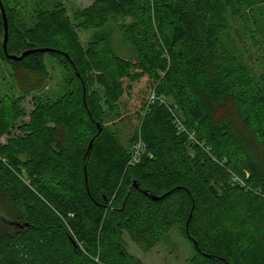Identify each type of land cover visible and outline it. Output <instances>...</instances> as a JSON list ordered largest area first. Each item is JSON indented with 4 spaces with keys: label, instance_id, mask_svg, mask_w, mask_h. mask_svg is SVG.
Returning a JSON list of instances; mask_svg holds the SVG:
<instances>
[{
    "label": "trees",
    "instance_id": "trees-1",
    "mask_svg": "<svg viewBox=\"0 0 264 264\" xmlns=\"http://www.w3.org/2000/svg\"><path fill=\"white\" fill-rule=\"evenodd\" d=\"M1 2L8 53H29L7 56L0 7V61L20 93L0 97V264H145L126 237L149 252L174 229L189 264H264V70L225 37L224 12L244 17L251 0H94L73 17L96 31L86 46L65 0H37L29 24L19 0ZM46 55L67 90L27 111ZM133 95L125 144L105 123Z\"/></svg>",
    "mask_w": 264,
    "mask_h": 264
},
{
    "label": "rangeland",
    "instance_id": "rangeland-1",
    "mask_svg": "<svg viewBox=\"0 0 264 264\" xmlns=\"http://www.w3.org/2000/svg\"><path fill=\"white\" fill-rule=\"evenodd\" d=\"M36 1L19 0L21 16L28 24L31 22L30 17L33 14ZM46 1L54 2L55 0ZM93 1L65 0L68 13L72 17L73 24L85 46L92 40L96 31L81 28L78 25V20L73 17L80 8L88 6ZM216 2L221 7L223 0H216ZM251 2L254 3V8L244 17H234L229 11L224 12L227 17L228 26L225 37L247 66L256 74H260L264 70V0H251ZM249 32L255 33L257 38L252 39ZM111 46L115 52L121 55L131 56L133 54L131 48L123 41L119 32L115 29H113L111 34ZM45 63V71L35 77L38 89L30 93L24 101L27 111L33 108L35 102L34 96L44 101H50L57 99L67 90L64 69L55 59L47 55ZM19 94L12 69L8 64L0 61V97L5 95L16 96ZM136 98V95L125 97L122 100L123 105L121 104L124 110L123 116L105 123L125 144L130 141L138 129L139 119L137 112L139 108L136 106L138 104ZM192 139L196 144L200 143L196 136L193 135ZM2 141H6V137H3ZM245 176L249 177V174ZM234 178H238L239 180L241 178L244 181L242 175H234ZM10 210L11 206L7 198L0 192V213L9 215L8 212ZM126 240L130 253L138 256L145 264H189L194 255L192 244L179 229L172 230L167 237L149 252H143L129 237H126Z\"/></svg>",
    "mask_w": 264,
    "mask_h": 264
},
{
    "label": "water",
    "instance_id": "water-1",
    "mask_svg": "<svg viewBox=\"0 0 264 264\" xmlns=\"http://www.w3.org/2000/svg\"><path fill=\"white\" fill-rule=\"evenodd\" d=\"M0 7H1L2 15H3V18H4V23H5V37H4V42H3V44H4V48H5V51H6L7 56H8L9 58H12V59H20V58H22L24 55H26L27 53H29V51H26V52H25L23 55H21V56L11 55V54L8 53V51H7V42H8V20H7V16H6L5 8H4V6H3L1 0H0ZM34 51H45V49H36V50H34ZM100 130H101V128H100ZM90 147H92V142H91V144H90ZM189 221H190V219H189L188 222H187V232H189V231H188V224H189ZM12 223H13V224L20 225V223H18V222H14V221H12ZM195 245L198 246L197 241H195Z\"/></svg>",
    "mask_w": 264,
    "mask_h": 264
},
{
    "label": "built area",
    "instance_id": "built-area-1",
    "mask_svg": "<svg viewBox=\"0 0 264 264\" xmlns=\"http://www.w3.org/2000/svg\"><path fill=\"white\" fill-rule=\"evenodd\" d=\"M141 147H142V143L141 141L137 144L136 146V151H135V154H134V157H133V160H138L139 156H140V150H141Z\"/></svg>",
    "mask_w": 264,
    "mask_h": 264
}]
</instances>
